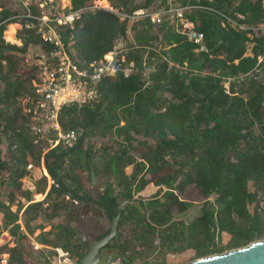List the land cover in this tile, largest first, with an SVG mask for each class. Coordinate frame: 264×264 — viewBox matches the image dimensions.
Segmentation results:
<instances>
[{
  "label": "trees",
  "instance_id": "16d2710c",
  "mask_svg": "<svg viewBox=\"0 0 264 264\" xmlns=\"http://www.w3.org/2000/svg\"><path fill=\"white\" fill-rule=\"evenodd\" d=\"M70 1L72 8H83L81 17L57 31L77 66L116 49L123 58L117 71L96 85L94 103L62 108L61 125L74 129L78 140L50 149L44 160L50 176L73 194L108 207L122 198L138 201L141 209L127 205L121 211L113 239L116 258L132 262L126 254L132 248L144 264H166L168 253L194 250L195 259L205 247L220 253L264 238V0H108L110 8ZM170 6L186 7L185 16L204 34L206 51L196 52L168 15L158 23L121 15ZM32 11L39 12L35 6ZM21 13L15 0H0V232L7 229L13 242L1 250L12 264H35L27 257L32 244L16 223L24 206L17 195L32 199L21 179L30 173V162L40 165L46 145L35 131L38 119L23 112L42 97L32 84L37 68L32 59L25 64L24 54L28 48L56 47L36 28L24 26L31 19L15 18ZM7 19L8 25L22 24L17 36L23 45L4 40ZM229 21L236 31L223 25ZM149 183L156 191L139 196ZM35 184L43 193L46 176ZM189 187L196 190V201L180 196ZM75 200L52 183L42 201L25 206L21 218L30 232L51 222L50 235L43 231L39 242L69 250L65 240L74 225L96 221L90 203ZM94 225L101 235L109 231L98 220ZM223 233L229 235L225 245L219 243ZM39 253L42 264H52Z\"/></svg>",
  "mask_w": 264,
  "mask_h": 264
},
{
  "label": "built area",
  "instance_id": "2783aa9c",
  "mask_svg": "<svg viewBox=\"0 0 264 264\" xmlns=\"http://www.w3.org/2000/svg\"><path fill=\"white\" fill-rule=\"evenodd\" d=\"M15 2L18 4L17 7H20L18 9L22 10V13L15 15V18L31 19L25 27L36 28L44 42L52 43L56 47L49 52L40 50L25 52V64H31L32 59V64L37 68L38 74L32 80V84L36 93L42 97L34 103V106L24 107L23 112L24 114L32 113L38 119L39 123L35 131L40 139L48 144L44 152L60 144L72 146L77 142L78 134L74 129L62 127L59 119L62 108L71 104L84 106L94 103L98 98L96 85L104 75H111L117 71L120 59L123 58L121 51L116 49L104 55L102 59L79 68L57 31V27H72L73 22L81 17L83 8L75 9L71 5L60 6L52 0H15ZM32 6L37 7L38 14L33 13ZM185 8L170 6L167 9L149 12L140 8L133 14L121 15L131 20L149 17L154 23L160 22L163 15H168L174 22L176 31L184 34L195 45L196 52L206 51L204 34L197 30L195 24L185 16ZM71 51L73 53V49ZM124 73L127 76L129 69H124ZM44 173L47 175L45 168ZM50 180L53 182L51 176ZM21 228L24 230L23 226ZM9 240H11L9 232L2 230L0 232V264H12L8 252L1 250L2 245L9 243ZM54 251L56 253L54 264H74L67 250L55 247ZM110 264H119V262Z\"/></svg>",
  "mask_w": 264,
  "mask_h": 264
},
{
  "label": "rangeland",
  "instance_id": "374dc122",
  "mask_svg": "<svg viewBox=\"0 0 264 264\" xmlns=\"http://www.w3.org/2000/svg\"><path fill=\"white\" fill-rule=\"evenodd\" d=\"M53 1V3H57V4H60V6H66V5H71V1L70 0H52ZM166 1V0H165ZM169 1H172V0H169ZM91 4L92 5H98L99 7H105V8H110L111 6H110V4H109V1L108 0H92V2H91ZM18 5V4H17ZM19 7V6H18ZM91 8H93L92 6H90ZM20 8V7H19ZM12 20H13V18H12ZM10 22V20H4L3 21V23H4V26H3V28H2V36H3V38H4V40L6 41V42H15V43H17V44H22V42L20 41V39H18V36H17V31L19 30V29H21L22 28V26L21 25H19L18 23H16L15 21H13L14 22V24H10V25H8V23ZM16 26L15 27V29H14V31H13V33H11V34H8V30H9V28L11 27V26ZM223 25L225 26V27H227V28H230V29H233V30H235L236 31V27H235V23L233 22V21H229V23H223ZM9 37V38H8ZM250 46H251V44H249V49H248V51L250 50ZM28 50H33V51H36L34 48H28ZM250 52V51H249ZM228 86H229V80H227V81H225L224 82V87L228 90ZM45 147L43 148V150H42V154H41V158H40V165L39 166H41L42 165V162L44 161L43 159L45 158L44 157V155H45V153H47V152H44V149L48 146V144L45 142ZM31 164V166H29ZM34 163L33 162H30L28 165H27V169L29 170V174H27V175H25L22 179H21V181H22V188L23 189H26V185H30V184H32L33 185V176L31 175V174H33V167H34ZM36 167H37V165H35ZM38 166V167H39ZM45 169H46V167H45ZM149 185H151V187H152V191L153 192H150V190H145V192H144V195H143V197H147V196H150V195H152L153 193H154V191H156V189H157V187H155V185H153L152 186V183H150ZM139 196H142L141 194H138ZM180 196H182V197H184V198H186V199H189V200H192V201H196V199L198 198L197 196V192H196V190L193 188V187H189V188H187L184 192H182V194H180ZM33 198V197H32ZM33 202V201H32ZM29 204V203H28ZM27 204V205H28ZM92 204V203H91ZM94 207H92V211L93 212H99V213H102V212H100V211H102L103 209L101 208V207H99V206H97V205H93ZM10 208L12 209V210H16V208H17V201H14V202H12L11 203V205H10ZM25 208V206H23V208L18 212V219H17V221H16V223H19L20 225H21V227L23 226L24 227V232H28L29 234H30V236H31V238L32 239H30V237H28V239L30 240V243L33 245V231L32 232H30L29 230V228L27 227V226H25V222H23V220H22V218H21V215H22V211H23V209ZM43 221V219L41 218V216H39V218L37 219V221L36 222H42ZM105 226H107V227H109V225H110V221L109 220H104V218H103V220L101 221ZM31 223H33V222H31ZM50 223L51 222H48V221H44V223H42V226H44V227H46V228H48L49 226H50ZM40 225H41V223H40ZM42 226L41 227H38L36 230L34 229V232H37V230L39 229V228H42ZM22 229V228H21ZM7 230V229H6ZM2 231V230H1ZM7 232H8V230H7ZM229 240V235L228 234H226V233H223V235H222V237L220 238V240H219V243L221 244V245H225L226 243H227V241ZM9 243H8V245L10 246V245H13V242L11 241V240H9L8 241ZM12 243V244H11ZM32 245H28L29 246V248H28V251H31V253H28V255H27V257L29 258V259H32L33 258V255H34V259H33V262L35 263V264H40L39 263V261L37 260L36 261V259H42L41 258V256L39 255V252H36V253H34V251H33V247H32ZM131 250H133L132 248L130 249V251L128 252V253H126V254H129V256H130V258L132 257L134 260L132 261V262H130V263H128V264H144V259H142L143 257H141V256H139V255H137L136 253L134 254L133 253V251H131ZM227 250H230V249H227ZM227 250H224V251H227ZM4 251H6V250H4ZM202 255L200 256V257H202V256H207V255H211L212 253L211 252H209V247H205V248H202ZM223 251V252H224ZM7 252V251H6ZM221 253V252H220ZM46 254V253H45ZM54 254V253H53ZM51 255V252L50 253H48L46 256H48L50 259H52V260H54V255ZM193 254H194V250H188V251H186L184 254L182 253V254H172V253H168V254H166V256H165V259H166V264H179V263H182V262H186V261H190V260H192L191 259V257L193 256ZM134 255V256H133ZM152 259H154V257H149L148 258V260L149 261H152ZM112 262H119V264H122V263H120L121 261L119 260V259H114ZM147 264H153V263H147Z\"/></svg>",
  "mask_w": 264,
  "mask_h": 264
},
{
  "label": "water",
  "instance_id": "95a60500",
  "mask_svg": "<svg viewBox=\"0 0 264 264\" xmlns=\"http://www.w3.org/2000/svg\"><path fill=\"white\" fill-rule=\"evenodd\" d=\"M53 179L54 183L62 188L63 194L71 196L78 201H86L89 203L98 204L99 206L107 210H112L115 213V215L110 221L109 232L100 240H98L93 246H89L88 253L79 263L92 264L93 261H91V258L95 253L98 254V248L105 245L110 239H112L116 235L117 224L122 206L125 204L136 205L139 209H141V206L139 205L138 201L128 200L125 198H122V202L119 203L117 206H104L95 199L81 197L79 195L73 194L72 192L67 190L65 185L62 183L61 180H59L57 176H54ZM38 261L40 262V264L43 263L41 259H38ZM179 264H264V238L251 241L244 246L232 248L221 253H213L211 255L197 257L190 261L182 262Z\"/></svg>",
  "mask_w": 264,
  "mask_h": 264
},
{
  "label": "flooded vegetation",
  "instance_id": "af4514ba",
  "mask_svg": "<svg viewBox=\"0 0 264 264\" xmlns=\"http://www.w3.org/2000/svg\"><path fill=\"white\" fill-rule=\"evenodd\" d=\"M75 201H76V203H78V200H75ZM121 202H122V200L119 203H121ZM93 205L99 206L98 204H94V203L91 204L90 203L91 209H92V207H94ZM127 205H129V204L123 205L121 208V211ZM130 206H134V207L138 208V206H136V205H130ZM99 207H101V206H99ZM101 208L104 210H107L103 207H101ZM108 211H112V210H108ZM112 212L114 213V211H112ZM114 215H115V213H114ZM120 215H121V213H120ZM113 216L111 218L108 217L107 213L104 211L102 213L92 211V217L96 221L98 220L100 222L103 220V218L105 221L106 220L111 221ZM81 218H83V216ZM96 221L94 222V224H96ZM94 224H92L91 226H89V225L83 226V225L77 224V225H75L73 232L68 233L66 235L65 241L69 245V250H68L69 256H70L71 260L74 262V264H79L80 261L88 253L89 246H93L98 240H100L103 236L106 235V234L101 235L102 231L100 230V228L96 227L97 225H94ZM113 239H114V237L112 239H110L105 245L98 248V254L95 253L91 258V261H93L92 264H110L114 259H116V255H119V249L116 246H114L115 241Z\"/></svg>",
  "mask_w": 264,
  "mask_h": 264
},
{
  "label": "crops",
  "instance_id": "0c3cea01",
  "mask_svg": "<svg viewBox=\"0 0 264 264\" xmlns=\"http://www.w3.org/2000/svg\"><path fill=\"white\" fill-rule=\"evenodd\" d=\"M44 160V159H43ZM46 167V165H45V160L42 162V165L41 166H35L34 165V167H33V174H31L32 176H33V185L32 184H30V185H26L27 187H26V189L27 190H32L33 191V194H32V199L28 202L26 199H25V197L23 196V195H20V194H18L17 195V200H20L23 204H24V206H26L28 203H30V202H36V201H42L44 198H45V195L47 194V192H48V190L50 189V187H51V184L53 183L51 180H50V176L48 175V171H46V169H45V171H46V173H47V175L44 173V168ZM126 173H130V171H131V165H129V166H127L126 167ZM42 175H45L46 176V178H47V186H46V188H45V190L43 191V193H40V192H36L35 191V180L36 179H38V178H40ZM52 178V177H51ZM53 179V178H52ZM150 184V183H149ZM149 184H147L145 187H144V189L141 191V192H139V194H141V195H144V192H145V190H150V192H153L152 191V187H151V185H149ZM152 186H153V184H152ZM156 187V186H155ZM25 189V190H26ZM155 192V191H154ZM37 195H39V197H36ZM67 197H68V195H66ZM76 225V224H75ZM75 225H74V227H75ZM104 225V224H103ZM40 226H42V225H40ZM105 226V225H104ZM110 226V225H109ZM38 228V227H37ZM37 228H34L35 230L37 229ZM43 231H45L46 232V234H47V232H48V234L46 235L45 233H44V235L45 236H48V235H50L49 233L52 231V228H51V226H49L48 228H46V227H42V228H39L38 230H37V232H34L33 231V251H34V253H36V252H43L44 251V253H46V255L48 254V253H50V252H55L54 251V248L55 247H61V246H55V247H53V246H50V245H48V244H44V243H41V242H39V234L40 233H42ZM25 234L28 236V237H30V239H32L31 238V236H30V234L28 233V232H25ZM12 244V243H11ZM10 246H12V245H10ZM63 248V247H62ZM64 249V248H63ZM64 250H66V249H64ZM68 251V250H67ZM56 254V253H55ZM39 255H40V253H39ZM33 259H34V255H33ZM38 259H36V261H37ZM42 260V259H41ZM51 262H52V264H54L53 263V260L51 259ZM40 263V262H39Z\"/></svg>",
  "mask_w": 264,
  "mask_h": 264
},
{
  "label": "bare ground",
  "instance_id": "6f19581e",
  "mask_svg": "<svg viewBox=\"0 0 264 264\" xmlns=\"http://www.w3.org/2000/svg\"><path fill=\"white\" fill-rule=\"evenodd\" d=\"M15 27H16L15 25H14V26H11V27L9 28V30H8V34L13 33ZM8 38H9V37H8Z\"/></svg>",
  "mask_w": 264,
  "mask_h": 264
},
{
  "label": "clouds",
  "instance_id": "9594fccd",
  "mask_svg": "<svg viewBox=\"0 0 264 264\" xmlns=\"http://www.w3.org/2000/svg\"><path fill=\"white\" fill-rule=\"evenodd\" d=\"M16 22V21H15ZM16 23H18L19 25H21L22 26V24L20 23V22H16ZM25 26V25H24ZM11 43H14V44H17V43H15V42H11ZM17 45H23V43L22 44H17ZM46 171H48V169L46 168ZM48 174H49V172H47ZM50 175V174H49ZM54 180V179H53ZM53 183H54V181H53Z\"/></svg>",
  "mask_w": 264,
  "mask_h": 264
}]
</instances>
